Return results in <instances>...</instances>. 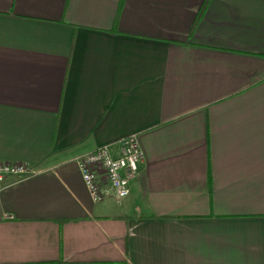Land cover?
<instances>
[{"label":"crops","instance_id":"0c3cea01","mask_svg":"<svg viewBox=\"0 0 264 264\" xmlns=\"http://www.w3.org/2000/svg\"><path fill=\"white\" fill-rule=\"evenodd\" d=\"M136 135L126 197L74 158ZM0 264H264V0H0Z\"/></svg>","mask_w":264,"mask_h":264},{"label":"built area","instance_id":"2783aa9c","mask_svg":"<svg viewBox=\"0 0 264 264\" xmlns=\"http://www.w3.org/2000/svg\"><path fill=\"white\" fill-rule=\"evenodd\" d=\"M143 161V151L132 134L115 145H100L74 158L79 177L93 203L106 196L120 200L129 192V182L135 178ZM27 166L21 162L0 161V191L6 176L25 177Z\"/></svg>","mask_w":264,"mask_h":264},{"label":"trees","instance_id":"16d2710c","mask_svg":"<svg viewBox=\"0 0 264 264\" xmlns=\"http://www.w3.org/2000/svg\"><path fill=\"white\" fill-rule=\"evenodd\" d=\"M44 264H56V263H44Z\"/></svg>","mask_w":264,"mask_h":264}]
</instances>
